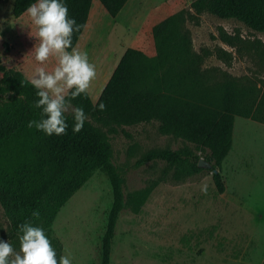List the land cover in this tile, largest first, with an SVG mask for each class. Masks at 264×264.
<instances>
[{"label":"rangeland","instance_id":"obj_1","mask_svg":"<svg viewBox=\"0 0 264 264\" xmlns=\"http://www.w3.org/2000/svg\"><path fill=\"white\" fill-rule=\"evenodd\" d=\"M194 1L129 0L122 15L112 17L100 0H93L89 27L75 47L86 52L96 67L88 89L91 98L98 99L104 87L99 77L125 48L156 54L152 27L174 14H179L182 30L189 32L194 52L203 57L201 69L208 83L233 80L241 88H257L261 98L264 33L234 18L207 11L196 14ZM13 4L14 0L0 1V58L28 79H38V69L51 73L60 53L53 51L44 62L35 60L38 26L26 12L16 17ZM222 30L235 37L234 44L221 38ZM221 50L227 55L219 54ZM58 86L65 97L70 89L63 81ZM43 90L55 98L52 90ZM6 97L0 95V101ZM65 107L66 113L75 111L70 101ZM198 107L162 92L112 113L103 134L114 162L126 170V201L116 226L111 264H264V104L260 120ZM167 150L193 160L203 158L211 167L164 160L134 165ZM213 168L222 174L224 193L217 190ZM153 182L150 197L140 212H134L128 194ZM112 200L109 178L97 168L59 211L52 233L72 264H101ZM9 230L0 204V238L10 241ZM11 243L19 250V244Z\"/></svg>","mask_w":264,"mask_h":264},{"label":"trees","instance_id":"obj_2","mask_svg":"<svg viewBox=\"0 0 264 264\" xmlns=\"http://www.w3.org/2000/svg\"><path fill=\"white\" fill-rule=\"evenodd\" d=\"M35 2L14 0V15L20 17ZM100 2L112 17H117L129 0ZM92 3L93 0H67L69 14L82 25L80 31L73 34L74 48L86 28ZM192 7L196 14L207 11L220 18H234L252 30L264 33V0H195ZM181 26L179 14H174L152 27L155 55L128 47L95 106L88 90L73 98L74 87L65 96V102L70 101L75 109L82 107L88 119L167 92L260 120L258 114L264 104V94L259 98L257 88H241L233 80L208 83L201 69L203 57L194 52L191 36ZM220 35L224 41L234 44V36L223 30ZM261 51L264 53V49ZM219 54L227 55V52L221 50ZM0 75V95H7L0 101V204L10 221V241L20 245V225L30 223L43 227L58 255H62V246L52 233V224L61 208L88 181L94 170L100 168L108 176L113 191L101 250V264H111L116 226L126 201V170L114 162L106 140L87 121L81 132L73 133L75 111L65 113L69 125L67 135L48 136L42 130L28 127L29 121H40L43 115L42 107L34 106L39 99L37 89L22 71L7 67L1 58ZM99 103H104L106 110L100 111ZM199 159L167 150L148 155L134 165L164 160L182 164L191 161L197 166ZM213 179L218 192L224 193L226 185L220 171L213 173ZM154 186L155 182L128 194L134 212L141 211ZM35 212L39 215H33Z\"/></svg>","mask_w":264,"mask_h":264},{"label":"clouds","instance_id":"obj_3","mask_svg":"<svg viewBox=\"0 0 264 264\" xmlns=\"http://www.w3.org/2000/svg\"><path fill=\"white\" fill-rule=\"evenodd\" d=\"M25 11L31 22L38 26L40 43L35 47V60L44 62L53 51L60 53L58 64L51 73L38 69L39 78L29 81L37 89L36 96L39 97L34 106L42 107L43 115L40 121H29L28 127L42 130L48 136L67 135V108L65 97L60 95L63 88L58 86V82L63 81L68 89L74 87L71 96L75 98L86 93L96 77V67L90 62L88 54L73 47V34L79 32L82 25L69 14L67 0H36ZM44 88L52 90L55 98L50 97ZM98 108L104 111L106 105L99 103ZM74 120L72 131L79 133L87 121L82 107L75 109ZM33 215H39V212ZM20 230L19 250L10 241L0 238V264H72L67 255H58L43 227L24 223L20 225Z\"/></svg>","mask_w":264,"mask_h":264},{"label":"crops","instance_id":"obj_4","mask_svg":"<svg viewBox=\"0 0 264 264\" xmlns=\"http://www.w3.org/2000/svg\"><path fill=\"white\" fill-rule=\"evenodd\" d=\"M123 11V10H122ZM121 11V12H122ZM121 12L117 15V17H120L122 14H121ZM91 14H92V11H90V14H89V19H88V22H87V25H86V28H85V30H84V32L82 33V35L87 31V29H88V27H89V22H90V17H91ZM121 14V15H120ZM120 15V16H119ZM117 19V18H116ZM126 20V19H125ZM125 27H127V25H125ZM82 35H81V37H82ZM80 37V38H81ZM79 41H80V39H79ZM79 41H78V43H79ZM77 43V44H78ZM77 46V45H76ZM128 48V47H127ZM127 48H125L122 52L124 53L125 52V50L127 49ZM121 52V53H122ZM120 53V54H121ZM123 53H122V55H123ZM119 54V55H120ZM119 55L117 56V58H116V60L113 62V61H111L112 62V68L111 69H105L108 65H106L105 66V68H103V69H105V71L103 72V74L99 77V84H100V87L102 88V86H105L106 85V83H107V81L109 80V78H110V76L112 75V73H113V71H114V69H115V67L117 66V64H118V62H119V60H120V58H121V56L122 55H120V57H119ZM114 58V57H113ZM114 68V69H113ZM113 70V71H112ZM112 71V72H111ZM102 72V71H101ZM97 80V81H98ZM104 88V87H103ZM103 88L102 89H100V91L102 92V90H103ZM101 92H100V94H101ZM163 93H167V92H163ZM159 94V93H158ZM169 94H171V93H169ZM172 95V94H171ZM174 95V94H173ZM91 96V95H90ZM100 96V95H99ZM154 96V95H153ZM176 97H178L179 99H181L182 101H187L188 103H193V104H195V105H199V107H198V109H200L201 111H203V112H208V111H222V112H224L226 115H228L229 117H235V116H237L238 117V115H235V114H232V113H228V112H225V111H223V110H220V109H217V108H215V107H211V106H208V105H205V104H202V103H199V102H196V101H194V100H191V99H187V98H183V97H180V96H177V95H175ZM152 97V96H151ZM99 98V97H98ZM149 98V97H148ZM145 99H147V98H145ZM145 99H143V100H145ZM143 100H140V101H137V102H141V101H143ZM94 101V100H93ZM97 101V100H96ZM95 102V101H94ZM137 102H134V103H137ZM134 103H131V104H129V105H132V104H134ZM129 105H127V106H129ZM124 107H126V106H124ZM197 107V106H196ZM121 108H123V107H121ZM120 109V108H119ZM210 109V110H209ZM116 110H118V109H116ZM115 111V110H114ZM114 111H111V112H109V113H102V114H99V115H96V116H93V117H91L92 118V123L93 124H91V123H89L104 139H105V135L103 134V132H105V131H107V127H108V125L109 124H111V122H112V113L114 112ZM239 117H241V116H239ZM243 118H247V117H243ZM110 126V125H109ZM100 127V128H99Z\"/></svg>","mask_w":264,"mask_h":264},{"label":"water","instance_id":"obj_5","mask_svg":"<svg viewBox=\"0 0 264 264\" xmlns=\"http://www.w3.org/2000/svg\"><path fill=\"white\" fill-rule=\"evenodd\" d=\"M198 164H199V166H205V167H208V168L211 167V164L207 160H205L203 158L199 159ZM217 171H218L217 169H214V172H217Z\"/></svg>","mask_w":264,"mask_h":264}]
</instances>
